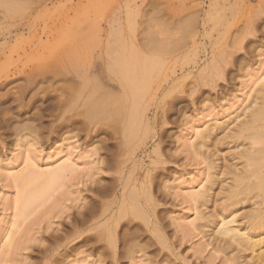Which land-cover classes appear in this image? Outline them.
<instances>
[{
    "label": "rangeland",
    "instance_id": "374dc122",
    "mask_svg": "<svg viewBox=\"0 0 264 264\" xmlns=\"http://www.w3.org/2000/svg\"><path fill=\"white\" fill-rule=\"evenodd\" d=\"M8 1L0 264H234L200 213L264 83V0Z\"/></svg>",
    "mask_w": 264,
    "mask_h": 264
},
{
    "label": "bare ground",
    "instance_id": "6f19581e",
    "mask_svg": "<svg viewBox=\"0 0 264 264\" xmlns=\"http://www.w3.org/2000/svg\"><path fill=\"white\" fill-rule=\"evenodd\" d=\"M0 1L2 2L3 0ZM4 2H2L1 4H3ZM8 2L6 3L9 4ZM4 5L6 4L4 3ZM257 81H259V77L256 79V82ZM100 108L101 106L96 109H98L97 111H101L102 113L104 109L101 110ZM240 115H243V119L241 121L238 120L240 118ZM240 115L236 116L237 120H235L237 123L235 127L232 128L233 132L232 135H230L232 138H234L236 147H242L241 149H239V152H236V155L234 152L235 156L233 155L232 157L234 158V161H237H230V164L227 163V161L225 165H215V170L219 168L218 172V169L216 170V176L218 175L219 177L220 173L222 175V177H219L222 178L220 184L221 186L223 185L222 187L220 186V193L223 194V197L220 196V198L222 197V202L214 204L215 213L208 214L206 212H203V215L200 213V220H202L203 222L202 227L205 229H209L211 233L210 236H212V242L222 245L223 250L233 253L232 255H234V257H232V259L230 260H232L234 264H264V83L254 92L252 101L242 110ZM230 130L231 128L229 129L227 135H229V133L231 134ZM209 131L211 130L206 129L197 134L198 138L202 141V146L208 145V139H210L212 135V133H209ZM231 140L233 141V139ZM69 161L70 160H68L67 162ZM212 164L210 166H212ZM65 165L67 164L65 163ZM215 166H212L211 169H213ZM57 168L58 167H56V169ZM67 168L68 167H66L65 169ZM56 175L57 174H52L51 176H48L47 180H43V183L41 181L43 185H41L40 188H42L43 192H46V188L49 187V184L52 183L53 180L56 181L55 179L59 178ZM210 178V181H212V179H215V182H217L219 179H216L217 177L215 176L214 178ZM38 179L39 178H37V180ZM208 186L210 187L208 188ZM208 186H206L204 192H198V194H196V196H198L203 201V203H206L207 201H210L211 198H213L208 193L212 190L213 185H209L208 183ZM144 190L146 192V188H144ZM147 192H149V194H145L142 192L143 197L150 202L152 201L150 196L151 192L149 190ZM136 195L138 196V194ZM25 202L26 204L23 202V205H21L20 207L21 211L23 206L27 205V201ZM18 213L17 216H19Z\"/></svg>",
    "mask_w": 264,
    "mask_h": 264
}]
</instances>
